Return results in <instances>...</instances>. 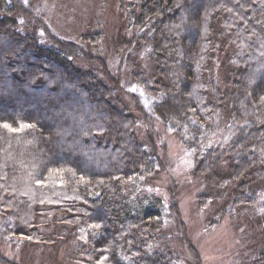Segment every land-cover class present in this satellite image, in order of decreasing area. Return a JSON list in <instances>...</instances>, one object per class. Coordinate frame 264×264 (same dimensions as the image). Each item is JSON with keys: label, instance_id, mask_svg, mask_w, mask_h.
<instances>
[{"label": "trees", "instance_id": "obj_1", "mask_svg": "<svg viewBox=\"0 0 264 264\" xmlns=\"http://www.w3.org/2000/svg\"><path fill=\"white\" fill-rule=\"evenodd\" d=\"M22 2L0 0L3 239L26 248L67 241L73 264H185L168 243L169 209L147 192L166 164L96 50L106 24L52 34L51 44L17 22ZM39 2L57 0H29ZM117 3L110 43L121 55L147 51L148 66L128 61L132 79L192 152L205 186L198 209L214 222L261 198L264 206V0ZM171 210L183 226L176 197ZM0 264L25 263L0 248ZM250 264H264V253Z\"/></svg>", "mask_w": 264, "mask_h": 264}, {"label": "rangeland", "instance_id": "obj_2", "mask_svg": "<svg viewBox=\"0 0 264 264\" xmlns=\"http://www.w3.org/2000/svg\"><path fill=\"white\" fill-rule=\"evenodd\" d=\"M22 4V29L37 32L38 35L43 30L44 36H39L51 44L52 34L71 37L69 31H94L99 21L106 24V39L104 38V44L99 45L96 50L103 51L101 56L105 58L110 71L121 85L120 94L124 103L138 116L142 134L166 164L165 170L156 175L147 192L160 196L169 209L172 217L167 229L168 243L170 248L178 251L183 262L195 264L187 243L198 250L202 264H250L263 254L262 198L258 205L241 208L234 217L225 211L220 217H216L214 222L211 221L214 219L208 220L212 215L209 208L204 212L198 209L197 197L205 190V186L194 176L195 158L192 152L163 128L154 115L153 101L132 79L131 63L148 66L147 51L132 49L121 55L117 54L110 43L112 31H115L120 23L117 0H57L55 3H35L34 7L31 3L28 7H25L23 2ZM135 55V60H132ZM130 60L131 63L128 62ZM133 88L136 89L135 92L132 91ZM174 197L179 203L183 226L173 218L175 216L171 208ZM0 248L7 257L20 263L73 264L68 258L71 249L67 241L51 246L26 248L6 242L0 231Z\"/></svg>", "mask_w": 264, "mask_h": 264}, {"label": "snow or ice", "instance_id": "obj_3", "mask_svg": "<svg viewBox=\"0 0 264 264\" xmlns=\"http://www.w3.org/2000/svg\"><path fill=\"white\" fill-rule=\"evenodd\" d=\"M23 3H24V5H25V7H28V6H29V0H23ZM17 22L22 24V23H23V20H18ZM39 35H40L41 37H43V36H44V31L41 30V31L39 32ZM132 91L135 92L136 89L133 88ZM2 127H3L4 129L8 130V131L11 132V133H16L17 131H19V129L12 127L10 124H8V123H6V122L2 124ZM102 130H103V129H101V131H102ZM36 182H37V184H40V183H41V180H40V179H37ZM93 227H95V228H100V227H102V225H101V224H95V225H93ZM105 259H107V258L105 257Z\"/></svg>", "mask_w": 264, "mask_h": 264}]
</instances>
